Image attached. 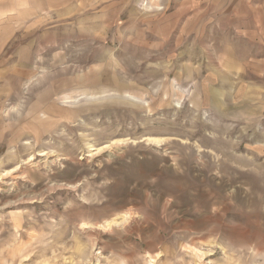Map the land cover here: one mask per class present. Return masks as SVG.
Wrapping results in <instances>:
<instances>
[{"label": "rangeland", "instance_id": "rangeland-1", "mask_svg": "<svg viewBox=\"0 0 264 264\" xmlns=\"http://www.w3.org/2000/svg\"><path fill=\"white\" fill-rule=\"evenodd\" d=\"M0 264H264V0H0Z\"/></svg>", "mask_w": 264, "mask_h": 264}]
</instances>
